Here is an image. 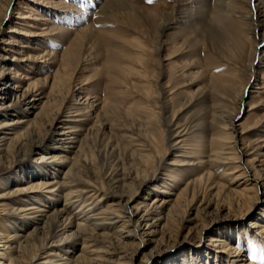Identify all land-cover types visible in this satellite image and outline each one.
Returning a JSON list of instances; mask_svg holds the SVG:
<instances>
[{"label":"rangeland","instance_id":"374dc122","mask_svg":"<svg viewBox=\"0 0 264 264\" xmlns=\"http://www.w3.org/2000/svg\"><path fill=\"white\" fill-rule=\"evenodd\" d=\"M12 65L16 76L3 75ZM0 98V149L22 139L24 129L3 127L12 118L39 122L33 139L56 157L65 155L57 116L81 128L84 169H71L77 181L47 209L63 208L70 190H90L64 216L96 203L86 258L109 250L98 253L103 264H125L126 252L146 264L161 249L169 255L148 264H221L210 239L226 234L242 255L227 253L224 264H264V235L252 232L264 226H250L264 223V0H0ZM36 156L20 165L9 158L0 195L50 180L35 168L68 170L34 167ZM176 158L190 163L179 170ZM167 186L175 195L162 210V232L144 246L119 242L126 199L137 192L151 203L162 198L154 189ZM58 234L44 229L25 264L37 262L35 253L44 260L42 245Z\"/></svg>","mask_w":264,"mask_h":264},{"label":"bare ground","instance_id":"6f19581e","mask_svg":"<svg viewBox=\"0 0 264 264\" xmlns=\"http://www.w3.org/2000/svg\"><path fill=\"white\" fill-rule=\"evenodd\" d=\"M61 31L63 32V30ZM14 70L15 68L12 65L3 75L16 76V70ZM11 115H14L15 117L17 114ZM57 118L60 120V124L56 126L54 134L56 136L55 140L60 143V145L56 146L59 149L58 151L60 153H65V155L63 154L61 157H56V155H46L49 154V150L46 148L45 140L33 139L32 135L36 133L37 128H39V122H28L27 120L23 121L20 119L14 120L12 118L11 122H6L3 125V127H7L9 129L19 127L24 129V131L23 133H19L20 136L23 134V136H21L22 139L20 142L10 144V146L5 149H0V186H3L4 184L2 181V174L11 169L14 165L12 164L13 162L11 160L15 158L16 165L23 164L31 153L38 154V156H36L34 159V161L37 162L34 167L40 168L42 167L43 163H53L58 165L60 164L62 167L63 165H68V170L63 171L56 166L54 169L42 167V169H44L43 173L41 172L42 169L35 168L34 170L36 173H38L37 175H40L43 178L49 177L48 179L50 180H45L43 184L31 183V181H29V185H27L28 187L26 186L24 189H20L21 191L18 190L7 192L0 195V218H2L0 221L6 223V225L1 226L0 228V243L3 242V248L0 249V264H25V255L28 251H30L31 248L34 247V242L38 238H40V240L43 239L41 234L43 233V230H47V228H51L53 231L59 232V234L55 237H50V240H48L46 244L44 243L45 246H43L44 244L42 245V243H40V245H42V252H44L46 256L44 257V260L39 262L41 254L35 253V255L31 257L32 262L37 261L35 264H103V261H105L104 257L98 253H113L109 250H101L98 252L94 251V258H86L85 256L86 254L84 251L86 250L87 252V248L94 246L92 244L94 238H91L90 227L91 225H95V223L91 222L92 220H88L90 218H96V213H92L95 209L94 207H96V203L93 206L91 205L92 207L90 209L86 210L84 207L85 204H81L79 202L80 204L77 205V210H75V214H73L74 216L64 217L68 214L69 210H71L76 205L78 200L77 198H74H79L83 192L90 190L79 189L66 192L63 208L56 210L57 212L53 211L48 213L49 209H47V207L49 208L52 203L57 201V196L59 195L57 191H62L72 187L77 181L76 179L71 178V169H73L75 166L78 169H81L80 167H83L82 169H84L82 155L84 154L83 149L85 143L81 142L82 139L78 138L81 128L75 129V126L69 122L73 120H61L59 119V115ZM68 133L71 135L67 136ZM77 142H79L78 145ZM42 152H45L46 154ZM188 163H190V160L187 158H176L171 162V165H176L177 169L182 170L181 168H185L187 165H189ZM205 173L209 174V171H206ZM170 175V179H176L174 174ZM59 177L61 178L60 180H58ZM200 178H197L196 180ZM150 179L151 178H147L143 180V183H147V181ZM46 188H50V190H48L50 195H42L41 197L39 193L45 194V191L48 192L45 190ZM152 193H155L156 196L162 195V198L157 199L155 197L151 203H148L147 199H149V195H138L136 192L126 199V204H130V210L126 211L123 215H118L119 220H116V224L121 226L119 231L120 237L117 239L119 242H123L122 238L126 240L139 239V246H144L149 244V242L154 241V236L162 232L166 225V223H161L166 218V216L162 215V210L166 208L167 205L171 204L173 201L172 196L175 195V192L170 190V188L167 186L166 189H158V187H156ZM25 197L29 199L27 200ZM42 200L45 201V203ZM4 201L12 204V206L6 203L2 204ZM17 201H25L26 205L23 207L22 205L21 207H15L14 203L16 204ZM88 214L89 216L84 218L85 215ZM262 216L264 217V215ZM57 217H59L58 220L55 219ZM81 219L85 221L82 222ZM21 220H23L25 223L22 224V222H20ZM5 221H11L13 224H15V228H11L10 224ZM30 222H32L33 226H35L31 230H28L25 225H27L26 223ZM75 225L77 226V234L72 235L74 231L68 234L67 231H69L70 227ZM250 226L252 228H260L261 226H264V223H259L257 220H252L250 222ZM252 232L255 234L254 237H258V235H264V230L259 231L252 229ZM54 238H56V240ZM210 240L216 243L214 245H217L215 251L218 253L217 257L221 259V264H224V262H227V260L230 261V259L227 258L228 256L239 258L242 255V251L238 250L234 246L232 239L226 234H217ZM108 242L109 245L107 246L111 247L113 242L110 240ZM79 244L81 245L79 248L80 250L76 251L75 249L78 248ZM124 244L126 243L124 242ZM179 247H182V245ZM179 247L178 249H180ZM160 250L152 249L145 257L146 264L151 262L153 263V261H155V259H157L159 256L167 257L169 255L168 252H161ZM8 253L9 255H7ZM227 253L229 254L228 256ZM124 255V257H126L125 264H134L133 257L127 258V252ZM247 261L245 262L240 260L238 261V264L252 263L251 261ZM189 262L190 261H188V263Z\"/></svg>","mask_w":264,"mask_h":264},{"label":"snow or ice","instance_id":"6c2138e0","mask_svg":"<svg viewBox=\"0 0 264 264\" xmlns=\"http://www.w3.org/2000/svg\"><path fill=\"white\" fill-rule=\"evenodd\" d=\"M149 2H151V0H149Z\"/></svg>","mask_w":264,"mask_h":264}]
</instances>
